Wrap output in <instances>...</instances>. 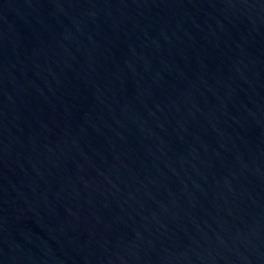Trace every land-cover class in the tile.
Returning a JSON list of instances; mask_svg holds the SVG:
<instances>
[{
  "label": "water",
  "instance_id": "obj_1",
  "mask_svg": "<svg viewBox=\"0 0 264 264\" xmlns=\"http://www.w3.org/2000/svg\"><path fill=\"white\" fill-rule=\"evenodd\" d=\"M0 264H264V0H0Z\"/></svg>",
  "mask_w": 264,
  "mask_h": 264
}]
</instances>
